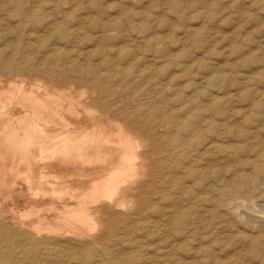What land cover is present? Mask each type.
<instances>
[{
  "label": "bare ground",
  "instance_id": "bare-ground-1",
  "mask_svg": "<svg viewBox=\"0 0 264 264\" xmlns=\"http://www.w3.org/2000/svg\"><path fill=\"white\" fill-rule=\"evenodd\" d=\"M108 2L0 0V264H264L259 74L240 113L205 50L212 8L161 36Z\"/></svg>",
  "mask_w": 264,
  "mask_h": 264
},
{
  "label": "rangeland",
  "instance_id": "rangeland-1",
  "mask_svg": "<svg viewBox=\"0 0 264 264\" xmlns=\"http://www.w3.org/2000/svg\"><path fill=\"white\" fill-rule=\"evenodd\" d=\"M107 1H109L108 3H110L112 7L108 3V5L106 4L104 7L103 13L105 19L109 20L110 18L112 19L113 17L118 16L117 13H119L120 6H122L123 9H128L130 13L140 12L148 15L151 13V15H153L152 32L155 31L161 36H168L170 34L171 31L169 32V26L171 27L170 30H175V36H183L182 33L187 25L194 28L201 27L202 30H204L203 27H205V23H202L204 22L203 14L212 8V12H215V20L217 21V24H215V27H206L205 31L208 43L205 45V50H210L217 55H215L214 59L219 62V70L221 73L225 72L230 78L229 80H231L227 88L220 89V97L225 99L226 95L230 94V108H235V110H238L240 113H247L250 110L249 105L247 104V101L239 98L241 95L239 90L246 85L248 76L253 74L256 75V73H258L259 77L257 76L254 82H249L248 87L251 89L250 97L264 104V0H260V2L262 1V4L255 0L256 4L259 2L257 7L255 6L256 4H253L252 7V4L250 3L248 10L250 12H248V16L244 17H241L239 9L232 5L233 0H226L222 9L213 6L214 0H135V2H132V0H106V2ZM179 9L182 11L180 14L182 15V18H179L176 14L173 15V12L179 11ZM158 19L161 21L163 20L162 22L170 25H163L164 27H162L160 26L161 22H158ZM4 27L6 28V26ZM5 28H0V30ZM27 31L29 32L27 34H31L32 32L31 30ZM33 33L36 32H32V34ZM43 33L44 32H42V34ZM148 35L151 34L149 33ZM119 36L140 35L138 34V31L130 29ZM235 45H237V47ZM235 48L239 49L235 50ZM249 53L257 60L252 67L250 63H246L243 60L242 62L240 60L242 56ZM210 54L212 55L211 52ZM262 203L263 202L260 201L257 204L263 205ZM255 217L257 221V219L262 216L255 215ZM248 219L245 220L243 218L245 223L241 222V224L235 228L234 235L236 237L241 236L239 233L251 234V225L253 223H250L249 221L251 219ZM252 220L254 221V219ZM235 225L237 226V224ZM234 240L235 243L231 249L234 253H238L242 249L240 247L241 244H239L238 239ZM246 260L247 258H244L245 264L248 262V264H259L254 260Z\"/></svg>",
  "mask_w": 264,
  "mask_h": 264
}]
</instances>
